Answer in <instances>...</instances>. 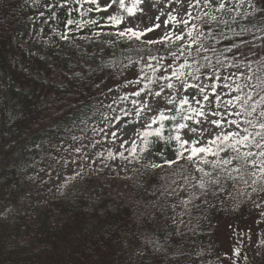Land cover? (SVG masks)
<instances>
[{
	"label": "trees",
	"instance_id": "1",
	"mask_svg": "<svg viewBox=\"0 0 264 264\" xmlns=\"http://www.w3.org/2000/svg\"><path fill=\"white\" fill-rule=\"evenodd\" d=\"M53 4L64 20L60 26L65 36L75 30V37H95V33L102 30L100 24L108 21L103 16L93 18L77 2L74 4L76 11L70 16L59 0H0V264H221L222 254L231 259L228 264H264V243H261L264 241V207L253 204L251 188L242 184L237 190L228 189L195 200L198 207H192L189 214L175 218L184 221L181 231L177 232L174 223L171 231L158 228V223L175 213L168 205L177 204L180 198L191 194L189 190L184 195L177 191L172 196L160 195L161 186L166 181L168 183L170 177H161L158 169L147 165L175 159L174 144L164 139L151 137L149 148L144 152L140 151L141 139L134 146V158L144 166L145 183L129 186L124 193L104 187L97 191L90 187L89 172L87 174L76 163L83 155L82 146L85 144L77 142L81 136L96 139L99 131L93 132L94 128L105 122L109 112L115 116L116 106L121 104L122 107L125 102L132 103L137 99L134 92L128 93L123 86L119 89L117 86L108 87L117 84L132 63L106 60L114 48L95 43L96 48L105 47L103 53L86 56L96 67L70 75V58L56 52L60 45L73 53V42L56 34L58 43L52 45L39 36L41 25L36 19L46 22L43 12L53 17ZM259 10H264V5L261 0H256L254 7L245 3L239 13H233L237 16L236 24H233L237 31V24L251 30L245 33V39L251 42L252 52L248 53L243 47L240 52L254 61H264V11ZM242 13L250 14L251 23ZM70 18L74 21L71 25L67 23ZM46 23L52 32L50 23ZM253 36L256 39L253 40ZM229 41L235 42L236 38L226 32V38L215 45L216 53L205 55L213 63L220 59L227 66L233 59L232 53L223 51L230 47ZM27 45L32 46L31 50ZM44 53L54 61H60L63 69L69 72L64 74L63 82L38 80L32 73H51L50 60L43 56ZM225 56L228 60H224ZM192 58L188 57L189 60ZM195 58L201 64L205 63L201 57ZM183 59L175 61L171 72ZM27 62V66L22 65ZM134 65L143 67L140 62ZM26 67L31 72H27ZM133 83L135 92L148 85L144 91L147 92L157 81L148 84L140 73ZM27 85L33 86L31 91H27ZM166 114L174 115L175 112ZM174 123L164 122L165 137ZM152 127H158V124ZM73 136L78 139L73 141ZM77 147L80 152L73 151ZM68 154H72L73 164L62 170L57 183L46 185V190L54 193L52 205L31 207L25 213L15 211L13 205L27 195L34 196L42 184L28 177V172H34L39 158L49 171L56 161H64ZM25 155L29 157L24 158ZM70 174L73 179H68ZM5 199L9 201L2 203ZM205 200L207 203L203 202ZM180 211L178 205L176 214ZM226 219L234 224L252 222L251 225L257 228L256 234L236 237L238 255L235 250L228 253L218 240L219 226ZM149 238L158 239L164 244L163 249L154 250L153 245L146 242Z\"/></svg>",
	"mask_w": 264,
	"mask_h": 264
},
{
	"label": "snow or ice",
	"instance_id": "2",
	"mask_svg": "<svg viewBox=\"0 0 264 264\" xmlns=\"http://www.w3.org/2000/svg\"><path fill=\"white\" fill-rule=\"evenodd\" d=\"M67 2L68 0H65V3ZM76 2L79 4L80 0H76ZM85 2L95 5L94 9H89L90 11H101L97 0H85ZM116 3L131 18L135 16L136 5L143 3V0H133L131 5H126L125 0H110L104 5L103 10L112 9ZM245 3L254 7L256 0H189L188 7L201 8L203 6L208 10H202V15L196 16L185 11L188 19H184L182 16L177 19V16L170 15L164 23L175 21L178 26L176 31L166 32L159 41L148 40L146 42L147 44L167 42L169 45H176V51L169 49L173 62L181 57L184 59L176 70L171 72V78H175L180 88L194 89L195 95L201 97V99H196L193 96L192 102H190L188 96L185 95L177 103L174 98L175 93L169 94L166 97L167 104L172 107L166 111L175 112V114L168 115L165 111H160L158 115L148 117L144 130L137 134L143 145L140 148L141 152L148 150L151 137L158 140L164 139L167 143H172L175 146V159L165 160L164 164L171 168L183 160L191 169H194V172L188 174H185L181 169L180 178L184 183L176 184V189L190 190L191 194L187 198H180L177 204L168 205L173 211L178 205L181 206V211L177 214L178 217L189 214L192 207H198L194 201L200 197H206L209 194L215 195L228 189L237 190L241 184L245 188H251L252 192L264 193V61L249 60L244 53L240 52L242 47L247 48L248 53L252 52L251 42L245 39V33L251 30L247 26L241 27L238 24L239 31L233 27L237 21V16L233 13H239ZM139 10L142 11V9ZM241 15L248 20V23H251L249 13ZM107 20L116 26L125 23V19L121 15L109 14ZM190 21H198L199 24L190 23ZM67 23L71 25L74 21L68 20ZM90 23L96 24L95 21H90ZM159 27L158 23L143 30L124 27L116 35L121 39L139 40L147 32H152ZM256 30L260 31V29ZM226 32H230L236 38L235 42L229 41L230 47L224 48L223 51L232 53L231 63L235 66L238 75L225 76L222 72L225 67L223 61L216 59L213 63L212 59L205 55L209 52L216 53L215 45L219 40L226 38ZM100 34L99 31L95 33L96 36ZM67 38V36H61V39ZM252 39L254 40L256 37L253 36ZM193 45L196 47L193 48ZM233 49L236 50L235 53ZM237 54H239V58H237ZM190 56L193 57L191 60L188 59ZM196 56L201 57L205 63L201 64L195 58ZM152 59L155 60L156 57H152ZM224 60H228V57L225 56ZM146 67L152 69L155 74L156 66L148 64ZM159 67L164 68V65L161 63ZM167 67L170 69L172 65L169 64ZM201 69H204V72H201ZM202 76H206L207 83L202 81ZM171 78L161 74L160 79L165 83L159 91L149 94L155 98L160 97L165 89H174L176 84L172 82ZM144 79L148 80V84L153 83V80L147 75L144 76ZM190 81L193 82L190 83ZM129 83L132 82L129 81ZM147 87L148 85H145L140 88L134 92V95L139 97ZM123 99H127V97H123ZM132 103L140 105L134 112L137 118H141L145 111H154L143 100L140 102L133 100ZM193 103L196 105L195 107ZM109 107L111 106L109 105ZM124 115L127 116L129 113L124 111ZM165 121H175L167 137L164 136ZM155 124H158V127L153 128L152 125ZM110 134L118 139L115 132L110 131ZM205 134L210 137L206 142L204 141ZM186 135L188 138H185ZM72 139L76 141L78 137L73 136ZM73 151L80 152L81 149L77 147ZM131 153L135 157V147L131 149ZM117 154L121 158L127 159L123 152ZM108 155L109 158H115L112 152H109ZM162 166L155 163L147 165L153 169ZM174 174L172 173V175ZM76 175L79 176L80 173H76ZM171 187V184H168L167 188L162 185L160 195H176V189L168 191ZM203 202L207 203L206 200ZM154 207H159V205H154ZM256 207H261V205L258 204ZM172 222L177 224L184 221L173 219ZM146 242L152 244L156 251L162 250L164 247V244L158 239L149 238ZM235 253L238 255L239 249H236Z\"/></svg>",
	"mask_w": 264,
	"mask_h": 264
},
{
	"label": "rangeland",
	"instance_id": "3",
	"mask_svg": "<svg viewBox=\"0 0 264 264\" xmlns=\"http://www.w3.org/2000/svg\"><path fill=\"white\" fill-rule=\"evenodd\" d=\"M45 1V0H41ZM48 1V0H47ZM76 0H68L65 3V0H61V5L64 6L70 13V16L74 15L76 11L75 2ZM82 4L83 10L87 11L93 18L104 16L107 18L109 14L113 15H121L125 19V23L119 26L112 25L108 22L102 23L101 26L104 27V30H101V34L96 37H84V36H74L73 34L76 31H70V34L67 36V39L70 40L75 45V50L73 53H69L67 47H63L59 45L57 50V54L63 55L64 57L70 58L69 61V72L70 75L79 73L85 70H91L96 67L94 63L91 62L86 56L94 54L95 52L103 53L105 51L104 46H99L98 48L94 47L95 43H104L106 45L112 46L114 49L111 51L109 55L106 56V60L117 62L120 60H126L128 62L131 61L132 66L125 71L124 76L117 84H109L108 87L117 86L118 89L123 86L128 93L135 92L136 88H134L133 80L138 75H147L151 80H156L157 83L153 85L151 89L147 92H142L139 97L135 101L147 103L151 109L154 111L151 112H143L141 118H137L134 115L135 109L139 107V103L133 104L131 102L124 103V111H127L129 115L125 116L124 112L118 115L119 119H114L112 113H108L107 122L104 124L102 122V126H97L95 131L99 130L97 139L92 140L85 136H81L79 141L77 142L79 145L85 144L82 146L83 155L76 161L79 163L81 169H85V172H89L87 175L90 179L88 180L90 187L92 189H96L97 191H101V188H111L116 192H125L126 188L132 185H139L146 182V178L144 179V174L142 173V169L144 166L134 160V156L131 153V149L135 146L138 137V133H141L144 130V127L147 123V118L155 116L153 113L156 111H166L168 108H171L172 105L167 104L166 97L169 94L175 93L174 98L177 100L180 96L187 95L191 101L193 96L196 99H201L198 95H195L194 89H183L180 88L179 83L175 81V78H171L169 74L171 70L174 69L176 62H173V57L170 55L169 49L171 51H176V45H169L167 42L164 44L156 43V44H147L148 40H157L159 41L166 32H175L177 29V24L175 21H171L170 23H164L169 19V16H177L179 19L181 16L184 19H188V16L185 14V11L190 12L193 16H196L202 13V10H206L201 6V8H193L188 7L189 0H143V3H138L136 5V13L134 17H129L128 14L119 8L118 3L113 5L112 9H108L104 11V5L109 3L110 0H97L101 11L89 10L94 9L95 5L90 3H86L85 0H80ZM126 5H131L133 0H125ZM247 4V3H246ZM264 5V2H262ZM56 7L55 4L51 5ZM247 6H249L247 4ZM139 9H142L140 11ZM43 17H46V22L50 23V27L53 28V31L50 32L47 29V23L43 22L40 18L36 19L37 22L40 23L41 29L39 30V36L41 40H45L48 44H57L56 34L64 35L63 30L61 29L60 24L63 22L60 11L57 8L53 9V17L47 15L46 12H43ZM160 19L157 20L156 18ZM196 21H190V23ZM154 23L160 24L159 28H156L152 32H147L141 39H132L129 40L127 38H118L116 33L119 30H122L124 27H135L136 30H143L146 27H152ZM36 25L34 24V28ZM73 35V36H71ZM65 36V35H64ZM90 43H92V49L90 50ZM194 46V45H193ZM192 46V47H193ZM31 45H27L28 50H31ZM43 56L50 60L49 66L51 67V73L46 75L42 71L32 73L36 76L38 80H52L53 82H63L64 74L69 73L64 70L62 65L59 62L53 60V57L48 55V53H44ZM152 57H156L155 60ZM18 60V59H17ZM100 60H103L100 58ZM142 63L140 65H134L138 63ZM163 64L164 68H160L159 64ZM29 62L22 63L23 66H27ZM151 64L156 66L155 74H153L152 69L146 67V65ZM171 64L172 68H168L167 66ZM27 72H31L28 67L25 68ZM243 71V69H241ZM201 72H204L201 71ZM222 72L225 76L232 74L238 75L236 73L235 66L230 62L227 66L222 69ZM161 74L165 76H169L172 79V82L176 84L174 89H165L163 93H161L160 97H153L149 93H155L160 90V87L165 83L164 80L160 79ZM202 81L205 83L208 82L206 76L201 77ZM131 81L132 83H129ZM148 81V80H147ZM193 81H190L192 83ZM123 83V84H122ZM138 84V83H137ZM27 91H31L33 86L27 85ZM140 86V84L138 85ZM226 98V97H225ZM121 105H118L115 109L119 108ZM193 106L196 105L193 103ZM192 123V122H189ZM101 124V123H100ZM99 127V128H98ZM103 129V131H101ZM94 131V132H95ZM111 132H115L117 134V138H114ZM185 138H188L187 135ZM210 137L205 134L204 141L206 142ZM134 142V143H133ZM78 145V146H79ZM123 145V147H121ZM125 150V151H124ZM125 156H128L132 160V164L125 163L124 159L121 158L117 153L123 152ZM112 152L115 156L114 159L109 158L108 153ZM72 154H68L65 157L64 161H56L47 171L46 165L42 164V159L39 158V163H35L34 172H28V177L35 178V181L41 182L38 190L34 194V196L27 195L21 198L17 204L13 205V209L20 213H25L31 207L35 208H45L47 206H51V202L53 200L54 193L48 192L46 190L47 184H55L59 181L62 176L63 169L69 168L70 165L73 164L71 159ZM24 158H28L29 155L23 156ZM67 161V163H65ZM161 168H156L161 173V177H170L169 182H164L163 185L167 187L168 184H171L172 189H176V184L184 183L180 178V170L183 169L185 174H188L193 171L185 162L182 160L178 162L176 165H173L171 168L164 164ZM177 166V170L175 169ZM151 172V171H150ZM172 173H175L172 175ZM73 175H69L68 179H73ZM175 181V183H173ZM177 192H180L182 195L185 194V190L176 189ZM30 192V191H29ZM253 197V204L261 205L264 207V193L253 192L251 194ZM1 198V197H0ZM9 199H5L3 202H7ZM177 207L175 209V213L170 215L171 217L164 219L161 223H158L157 226L162 231H171L173 226V219L177 217L176 214ZM252 219V218H251ZM253 221V219H252ZM255 222V221H254ZM252 223V222H251ZM250 224L246 225L245 222L238 221L237 224L232 223L229 219L224 220L218 229L217 237L218 240L224 245V248L228 251H234L238 246L236 245V237L239 238L243 236H250L251 234L257 233V228ZM176 229L182 230L183 223L176 224ZM241 230V231H240ZM240 232V233H239ZM169 233V232H168ZM249 240V238H243V240ZM248 242V241H247ZM239 247V246H238ZM229 253V252H228ZM231 263V259L225 257L224 254L221 255V264Z\"/></svg>",
	"mask_w": 264,
	"mask_h": 264
}]
</instances>
